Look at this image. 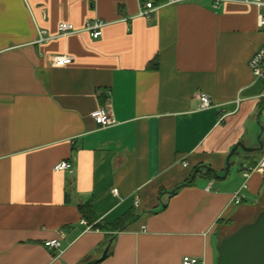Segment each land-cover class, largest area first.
<instances>
[{"label": "crops", "instance_id": "1", "mask_svg": "<svg viewBox=\"0 0 264 264\" xmlns=\"http://www.w3.org/2000/svg\"><path fill=\"white\" fill-rule=\"evenodd\" d=\"M167 1L0 0V264H87L107 247L98 264H216L221 240L264 209V170L243 176L255 153L237 168V149L227 170L236 145L258 147L247 124L260 126L263 83L249 61L264 11ZM147 2L150 18L138 17ZM93 19L107 24L99 39L57 37L60 23ZM58 56L73 62L58 67ZM100 108L110 127L93 121ZM64 161L71 169L55 171ZM86 205L92 225L136 219L122 232L87 229Z\"/></svg>", "mask_w": 264, "mask_h": 264}, {"label": "built area", "instance_id": "2", "mask_svg": "<svg viewBox=\"0 0 264 264\" xmlns=\"http://www.w3.org/2000/svg\"><path fill=\"white\" fill-rule=\"evenodd\" d=\"M185 0H168V5H173L178 2ZM245 2L250 3L258 9V11H264V0H246ZM154 11L151 2L145 3L144 9L138 12V17H143L146 19L150 18L151 13ZM107 24L100 19H93L86 21L83 29L79 30L69 23H60L57 27V37H66L68 35L86 33L90 38L97 40L102 36V30ZM258 26L264 27V17L259 14L258 16ZM38 43H44L50 39L46 31H38ZM52 62L58 67H64L70 65L73 62V58L69 56H58L52 59ZM249 67L252 72L255 81H261L263 83L262 93L259 96V100L262 103V112L264 113V44L257 50V52L252 56L249 61ZM200 106L199 109H208L211 105L210 99L207 95H200L199 97ZM92 119L95 124L100 128H107L114 124L113 118L110 113L105 108H100L92 113ZM259 124L262 127L261 140L263 141V153H264V120ZM72 165L69 162H61L54 167L55 171H65L71 169ZM264 170V155L259 164L255 167H244L243 176L248 179L250 175L254 172H261ZM112 193L117 195V190H113ZM242 197L237 193L233 197L234 204H240ZM82 225L86 226L87 229H91L84 221L81 222ZM44 246L48 249H58L60 247L59 240H50L44 243ZM181 264H199L197 259L191 257H183Z\"/></svg>", "mask_w": 264, "mask_h": 264}, {"label": "water", "instance_id": "3", "mask_svg": "<svg viewBox=\"0 0 264 264\" xmlns=\"http://www.w3.org/2000/svg\"><path fill=\"white\" fill-rule=\"evenodd\" d=\"M261 134L262 127L260 126L257 148H246L242 142L236 145L228 155L227 170L229 159L237 149L245 153H256L263 150ZM108 250L109 247L104 250L100 259L87 264H98L106 258ZM216 264H264V209L253 222L241 226L221 240Z\"/></svg>", "mask_w": 264, "mask_h": 264}, {"label": "trees", "instance_id": "4", "mask_svg": "<svg viewBox=\"0 0 264 264\" xmlns=\"http://www.w3.org/2000/svg\"><path fill=\"white\" fill-rule=\"evenodd\" d=\"M253 167H255V165ZM196 173H197V171H196ZM196 173H194L193 174L194 176L192 175V177H195ZM206 177L218 178L212 170H209V171L206 172ZM191 184H192L191 181L185 182L184 184H182L179 187H177L172 192V194H175L179 190V188H182V187H185V186H189ZM79 209H80V211L82 213V216L85 219H87L88 224H90V226H92L91 228H94V229L105 230L106 228H111V229H116V231H118V232H122V231H124L127 228V226L129 224H131L136 219L135 216L128 214V215H125L120 220L116 221L114 224L109 225V226H105V225H102V224L92 225L93 223H92V220H91V217H90V205L80 206Z\"/></svg>", "mask_w": 264, "mask_h": 264}, {"label": "rangeland", "instance_id": "5", "mask_svg": "<svg viewBox=\"0 0 264 264\" xmlns=\"http://www.w3.org/2000/svg\"><path fill=\"white\" fill-rule=\"evenodd\" d=\"M263 13V16H264V12ZM261 92V86L260 84H258V87H257V93ZM260 120L261 122L264 120V114L260 116ZM251 125V130L253 132H255V143L258 145V140H257V136L260 132V126L258 125V123L256 122V120L254 118L250 119L248 121V124L247 126ZM262 138H264V134L262 136ZM263 151L261 152H257L255 153L253 156H251L257 163H260V161L262 160L263 158ZM245 157V152H243L241 149H239L238 153L233 155L232 157V160L233 162H235V167L237 166V168L239 167V164L243 162V158ZM249 201H247L248 203ZM244 204V203H243Z\"/></svg>", "mask_w": 264, "mask_h": 264}]
</instances>
